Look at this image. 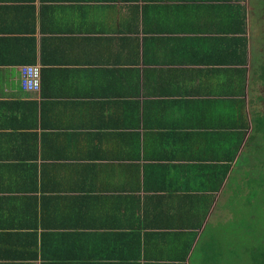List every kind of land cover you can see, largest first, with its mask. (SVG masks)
I'll use <instances>...</instances> for the list:
<instances>
[{
    "label": "crops",
    "instance_id": "crops-1",
    "mask_svg": "<svg viewBox=\"0 0 264 264\" xmlns=\"http://www.w3.org/2000/svg\"><path fill=\"white\" fill-rule=\"evenodd\" d=\"M224 3L0 0V264L206 263L204 233L264 141L250 2ZM240 3L244 64L220 30Z\"/></svg>",
    "mask_w": 264,
    "mask_h": 264
},
{
    "label": "rangeland",
    "instance_id": "rangeland-1",
    "mask_svg": "<svg viewBox=\"0 0 264 264\" xmlns=\"http://www.w3.org/2000/svg\"><path fill=\"white\" fill-rule=\"evenodd\" d=\"M255 141L253 139V142ZM252 153L249 152V154ZM245 155L247 153L243 154L239 166L238 184H228L227 189L230 186L231 190L234 189V194L230 195L228 203L223 206V208L225 207L224 212L219 214V211L218 215L213 217V223L209 224V230L207 229L204 233L209 241H213L216 237L213 241L216 243L212 245V250L218 254L217 264L228 263L229 248L241 251L246 247H258L264 243V163H262L264 155L261 156L259 162L255 161L254 156L251 155L248 156L249 159L245 160ZM241 180L245 181V184ZM232 229L237 231L234 232ZM244 254L243 258L240 257L234 261L235 264L249 261L251 253L245 251Z\"/></svg>",
    "mask_w": 264,
    "mask_h": 264
},
{
    "label": "trees",
    "instance_id": "trees-1",
    "mask_svg": "<svg viewBox=\"0 0 264 264\" xmlns=\"http://www.w3.org/2000/svg\"><path fill=\"white\" fill-rule=\"evenodd\" d=\"M217 1H222L225 2L224 4L226 5H230L232 0H217ZM240 9L243 10H239L238 14L236 15L233 12L230 13H225L224 15V25L222 28H220L221 32L224 34L223 39H229L231 37H234L236 40H239V42L242 44L241 48H240V52H241V56L239 57V62L241 64L246 63L247 61V43H246V37L243 36L242 34L246 32V26H247V22H246V9H245V5L240 3ZM229 34H240L237 36H230ZM23 62H33L31 59L28 60H23ZM249 155L251 154H247L244 156L245 160L249 159ZM234 157V156H233ZM232 165L230 163H223V165L221 166V169L219 170V173L217 175V182L216 184L211 188V190H219L222 186V182L223 180L226 178L228 172L231 170ZM237 170V168H236ZM245 184V183H244ZM245 188V187H244ZM240 195V194H239ZM203 197L208 198V207H207V211L210 209L211 203L213 201V197L214 195H212L211 193H208L206 195H201ZM201 217L203 218L200 222L199 225L202 224L203 220L206 218V214L201 215ZM232 231H237L232 229ZM247 248V247H246ZM244 248L241 251H238L237 249H233V248H229L230 250H228L227 254L229 255V261L227 264H235L236 262H234L235 260L237 261L238 258H243V256L245 255L244 252L248 251V253H251V257L249 259V261H241L242 264H264V243H262L261 245H258V247H248L247 249ZM246 249V250H245ZM204 255L208 258L205 260V264H217V255L215 254V252L212 250V248H210L209 252H205ZM241 262H238L239 264H241ZM237 263V264H238Z\"/></svg>",
    "mask_w": 264,
    "mask_h": 264
},
{
    "label": "flooded vegetation",
    "instance_id": "flooded-vegetation-1",
    "mask_svg": "<svg viewBox=\"0 0 264 264\" xmlns=\"http://www.w3.org/2000/svg\"><path fill=\"white\" fill-rule=\"evenodd\" d=\"M250 2L249 33L251 38V93L253 108L262 117L260 120L262 136L264 137V0H247ZM262 152V154H260ZM254 153V155H253ZM255 161L259 162L264 155V141L253 151ZM264 159V158H263ZM264 163V160L263 162Z\"/></svg>",
    "mask_w": 264,
    "mask_h": 264
},
{
    "label": "built area",
    "instance_id": "built-area-1",
    "mask_svg": "<svg viewBox=\"0 0 264 264\" xmlns=\"http://www.w3.org/2000/svg\"><path fill=\"white\" fill-rule=\"evenodd\" d=\"M22 87L28 91H40L42 87V70L39 64L21 66Z\"/></svg>",
    "mask_w": 264,
    "mask_h": 264
}]
</instances>
